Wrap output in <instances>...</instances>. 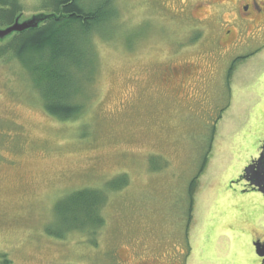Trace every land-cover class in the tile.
<instances>
[{
    "label": "rangeland",
    "instance_id": "obj_1",
    "mask_svg": "<svg viewBox=\"0 0 264 264\" xmlns=\"http://www.w3.org/2000/svg\"><path fill=\"white\" fill-rule=\"evenodd\" d=\"M19 1L24 10L12 25L0 23V48L62 16L41 10L44 0ZM113 2L118 17L93 38L95 81L73 120L46 113L28 70L0 56V264H119L120 255L149 263L178 239L189 264H257L238 193L264 147V53L238 66L231 82L222 63L185 101L190 94L165 74L209 46V12L197 0ZM178 52L187 56L170 60ZM122 177L127 186L113 191ZM84 189L108 196L105 224L49 236L47 228L61 226L56 204Z\"/></svg>",
    "mask_w": 264,
    "mask_h": 264
},
{
    "label": "trees",
    "instance_id": "obj_2",
    "mask_svg": "<svg viewBox=\"0 0 264 264\" xmlns=\"http://www.w3.org/2000/svg\"><path fill=\"white\" fill-rule=\"evenodd\" d=\"M40 8L62 16L16 36L10 47L0 48V56L9 54L11 60H19L28 70L46 113L70 121L85 109L86 88L95 81L93 38L109 31L118 11L113 0H44ZM23 10L19 0H0V23L12 25ZM199 177L192 180L190 188L192 207ZM127 183L128 178L122 177L110 188L116 191ZM107 200L99 189H84L63 197L55 206L60 229L47 228L48 235L63 240L71 232L97 230L105 224L102 211Z\"/></svg>",
    "mask_w": 264,
    "mask_h": 264
},
{
    "label": "flooded vegetation",
    "instance_id": "obj_3",
    "mask_svg": "<svg viewBox=\"0 0 264 264\" xmlns=\"http://www.w3.org/2000/svg\"><path fill=\"white\" fill-rule=\"evenodd\" d=\"M197 2L195 6L199 12H209V16L207 15L204 19L209 24V26L206 25L205 29L212 33L208 38L209 46L206 50H202L201 47L194 51L197 53V61L195 63L183 59L178 65L176 63V67L172 66L171 68L170 66L165 74L168 84H172L173 86V83L178 82L179 88L186 90L187 95L188 93L190 94V96L186 97L185 101L188 99H190L189 101H194V97L191 95L197 88L199 82L202 79L204 80L207 75V80L211 76H215L222 63H230L228 68V81L231 82L238 66L240 67L241 64L248 63V60L252 56H258L264 53V0H197ZM195 6L190 7L195 8ZM199 22L202 21L198 20ZM197 28L199 27H195V29ZM204 42H201L199 47ZM183 54L185 53H175L173 57H170V60L174 61L176 58L178 60L187 56V54L185 56ZM198 71L202 75L200 80L198 79ZM262 74L264 75V71ZM230 89H233L231 83ZM261 153L262 149L258 155L259 158ZM244 175L245 171L240 177V184L246 187L245 190H254L250 186V183L244 179ZM189 233L190 231L186 232V236ZM256 234L258 235V233ZM253 242L255 245L261 243L258 241V237ZM181 244L179 239L177 242H174L170 248L165 250L168 252H164V255H161L162 259L161 256L158 258L157 255H152V257L149 256V258L145 259L151 264H164V262L165 264H189L191 253L189 254ZM255 245L253 246L254 252L256 253ZM189 246V250L193 251L192 247H194V244L191 243ZM202 254L204 258L206 254L210 255L209 249H204V252L202 250ZM163 259L166 260L162 262ZM119 260H121L119 264H128V260L122 259L121 255ZM258 260L257 264L264 263V258L259 257ZM145 261L143 260V262L138 264H149L144 263Z\"/></svg>",
    "mask_w": 264,
    "mask_h": 264
},
{
    "label": "crops",
    "instance_id": "obj_4",
    "mask_svg": "<svg viewBox=\"0 0 264 264\" xmlns=\"http://www.w3.org/2000/svg\"><path fill=\"white\" fill-rule=\"evenodd\" d=\"M242 189L244 192L240 191L238 193L239 198H241L240 212H242L243 215H247L242 218L241 222L242 226H244L248 233L247 239L249 240L251 251L254 253V246L252 244L253 241L256 237H260L261 234H264V223L261 222V217H264V196L257 190H245L246 187L243 185ZM246 199L252 201V203L247 207L245 206ZM235 232L236 231L233 230L234 234ZM256 233H258V235ZM240 237H242L241 234ZM257 261H259L258 258Z\"/></svg>",
    "mask_w": 264,
    "mask_h": 264
},
{
    "label": "water",
    "instance_id": "obj_5",
    "mask_svg": "<svg viewBox=\"0 0 264 264\" xmlns=\"http://www.w3.org/2000/svg\"><path fill=\"white\" fill-rule=\"evenodd\" d=\"M32 28L34 27L32 26ZM4 35L5 33L0 32V37ZM244 179L250 183V186L253 187L255 191H259L264 196V147L262 148L260 158L246 167ZM255 247L258 257L264 258V244L259 243L255 245Z\"/></svg>",
    "mask_w": 264,
    "mask_h": 264
}]
</instances>
